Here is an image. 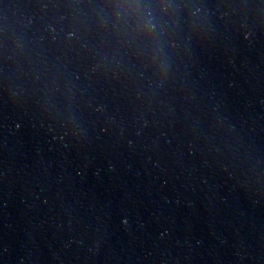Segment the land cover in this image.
<instances>
[{"label": "clouds", "instance_id": "1", "mask_svg": "<svg viewBox=\"0 0 264 264\" xmlns=\"http://www.w3.org/2000/svg\"><path fill=\"white\" fill-rule=\"evenodd\" d=\"M117 17L126 16L133 18L136 22V30L142 35L150 36L153 25L150 19L144 16V5L141 0H116L112 5Z\"/></svg>", "mask_w": 264, "mask_h": 264}, {"label": "water", "instance_id": "2", "mask_svg": "<svg viewBox=\"0 0 264 264\" xmlns=\"http://www.w3.org/2000/svg\"><path fill=\"white\" fill-rule=\"evenodd\" d=\"M261 15L264 17V0H251Z\"/></svg>", "mask_w": 264, "mask_h": 264}]
</instances>
